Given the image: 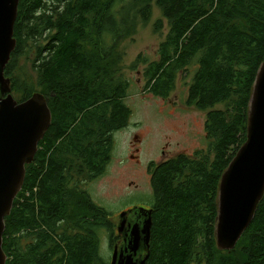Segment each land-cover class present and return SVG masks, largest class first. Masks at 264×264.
<instances>
[{
    "label": "trees",
    "instance_id": "trees-1",
    "mask_svg": "<svg viewBox=\"0 0 264 264\" xmlns=\"http://www.w3.org/2000/svg\"><path fill=\"white\" fill-rule=\"evenodd\" d=\"M154 3L169 32L157 60L140 54L133 66H146L145 89L163 99L195 66L187 105L207 112L209 145L152 162L147 264H264V199L235 249L221 250L215 231L222 176L248 139L264 62V0H21L6 75L20 102L45 95L53 121L6 218L7 264H110L102 231L112 247L121 236L113 213L82 183L106 173L114 133L129 125L120 46L152 21ZM155 27L162 31L164 21ZM25 56L35 81L17 73Z\"/></svg>",
    "mask_w": 264,
    "mask_h": 264
},
{
    "label": "water",
    "instance_id": "water-1",
    "mask_svg": "<svg viewBox=\"0 0 264 264\" xmlns=\"http://www.w3.org/2000/svg\"><path fill=\"white\" fill-rule=\"evenodd\" d=\"M21 0H0V264H7L4 250L6 218L27 177V165L39 151L53 115L40 92L20 102L6 75L18 41L15 27ZM264 199V62L253 90L248 139L222 176L216 225L217 246L233 250L253 223ZM143 221L130 223L134 210ZM153 209L137 207L120 214L122 246L114 248L111 264H147L150 258Z\"/></svg>",
    "mask_w": 264,
    "mask_h": 264
},
{
    "label": "rangeland",
    "instance_id": "rangeland-1",
    "mask_svg": "<svg viewBox=\"0 0 264 264\" xmlns=\"http://www.w3.org/2000/svg\"><path fill=\"white\" fill-rule=\"evenodd\" d=\"M159 19L164 21V29L157 32L155 24ZM168 32L169 23L155 4L152 21L147 25L141 24L137 34L121 44L123 59L120 68L130 82L126 103L133 112L129 125L114 133L112 161L104 175L96 179L88 175L85 179L73 177L74 180L84 179L82 185L90 192L92 199L113 213L115 233H119L121 212L150 205L154 193L152 162H162L181 152L193 154L197 149L209 145L205 131L207 112L187 105L195 66L179 76L177 88L169 99L157 97L146 90V66H133L140 54L151 61L157 60L160 43ZM31 62L30 57L25 56L17 73L35 81ZM13 94L20 99L19 93ZM218 107L223 108L224 105ZM101 238L102 255L111 264L114 247L105 231H102Z\"/></svg>",
    "mask_w": 264,
    "mask_h": 264
},
{
    "label": "flooded vegetation",
    "instance_id": "flooded-vegetation-1",
    "mask_svg": "<svg viewBox=\"0 0 264 264\" xmlns=\"http://www.w3.org/2000/svg\"><path fill=\"white\" fill-rule=\"evenodd\" d=\"M207 148H208V146H207ZM207 148H200V149H207ZM197 150H198V149H197ZM165 152H166V151H165ZM165 152H164V153H165ZM164 161H165V160H164ZM159 163H161V162H159ZM151 172H152V171H151ZM72 176H73V177H77V176H79V178H80L81 175H79V174H73ZM76 181H77V179H76ZM134 208H135V207H134ZM134 208H131V209H134ZM147 208H148V209H152V206L149 205V206H147ZM131 209H128V210H131ZM136 210H137V209H135L134 212L132 211V212L130 213L129 217H128L130 223H135V222H138V221H143V219L140 218L138 214H136ZM118 243H121V245H119ZM118 243H116V244L114 245V248H115L116 245H118V246H122V245L124 244V239L121 237V238L119 239V242H118Z\"/></svg>",
    "mask_w": 264,
    "mask_h": 264
},
{
    "label": "bare ground",
    "instance_id": "bare-ground-1",
    "mask_svg": "<svg viewBox=\"0 0 264 264\" xmlns=\"http://www.w3.org/2000/svg\"><path fill=\"white\" fill-rule=\"evenodd\" d=\"M17 30V29H16ZM18 34V33H17ZM83 48V47H82ZM36 62V61H35ZM30 70V69H29ZM29 79V78H28ZM34 81V80H33ZM42 84V83H41ZM31 85V84H30ZM29 85V86H30ZM51 104V103H50ZM77 152V151H76ZM70 218V216H68ZM66 218V217H65ZM77 226V225H76ZM216 231V230H215ZM74 233V232H73ZM99 255V254H98Z\"/></svg>",
    "mask_w": 264,
    "mask_h": 264
}]
</instances>
